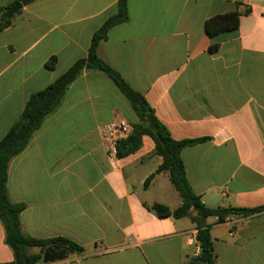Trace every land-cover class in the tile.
<instances>
[{
  "label": "crops",
  "instance_id": "1",
  "mask_svg": "<svg viewBox=\"0 0 264 264\" xmlns=\"http://www.w3.org/2000/svg\"><path fill=\"white\" fill-rule=\"evenodd\" d=\"M118 1L36 0L12 17L0 33V140L33 94L87 57ZM19 2L0 0V18ZM128 7V23L110 30L99 58L145 97L173 139L209 138L182 152L208 208L264 206V0H129ZM233 11L241 13L237 30L207 34V20ZM119 117L138 123L110 78L85 71L11 161L8 194L26 205L22 231L84 248L42 264H193L201 256L187 244L197 238L189 218H159L151 209L182 205L167 173L144 187L162 164L152 138L132 155L110 156L102 130ZM207 224L217 264H264V212ZM13 260L0 221V263Z\"/></svg>",
  "mask_w": 264,
  "mask_h": 264
},
{
  "label": "trees",
  "instance_id": "2",
  "mask_svg": "<svg viewBox=\"0 0 264 264\" xmlns=\"http://www.w3.org/2000/svg\"><path fill=\"white\" fill-rule=\"evenodd\" d=\"M36 0H21L24 6ZM129 0H119L117 13L109 18L94 34L86 58L75 62L62 76L44 90L33 94L26 103L20 118L14 123L6 136L0 140V221L5 230V242L13 251L14 260L0 264H42L54 263L66 259L70 254L83 253L84 248L77 243L62 237L39 239L25 234L21 228L20 216L26 209L24 203H13L8 194L9 165L11 161L23 153L29 146L34 134L43 126L44 122L61 106L70 87L85 71H99L110 78L131 106L138 118L133 124L132 133L117 146V158H125L136 153L142 146L144 136L152 138L155 144V154L162 158V164L157 171L146 181L147 188L156 175L167 173L171 184L179 193L182 205L171 210L162 204H154L152 210L159 218H173L180 220L189 218L197 229V243L201 252L210 254L209 261L204 264H217L214 242L210 233L207 219L217 217L223 222L229 216H250L264 212V206L254 209L238 208H208L201 197L194 193L187 175L182 152L191 146L203 143L209 138L196 140H175L168 128L159 121L154 110L145 97L136 92L110 65L98 56L100 43L107 39V35L114 27L128 23ZM9 8H4L0 18V33L7 29L12 18L6 17ZM241 13L233 11L217 15L207 20L205 29L209 36L224 32L235 31L240 25ZM218 45L211 46V50L218 49ZM57 63L53 57L47 63L48 69H54ZM151 120L153 128L148 123ZM31 248H38V254H31ZM196 258L193 264L199 263Z\"/></svg>",
  "mask_w": 264,
  "mask_h": 264
},
{
  "label": "built area",
  "instance_id": "3",
  "mask_svg": "<svg viewBox=\"0 0 264 264\" xmlns=\"http://www.w3.org/2000/svg\"><path fill=\"white\" fill-rule=\"evenodd\" d=\"M132 130V124L123 117L114 119L103 128V139L112 158L117 159L118 143L127 139L132 133ZM187 244L190 246H196L198 255L200 256V254H202L195 236H187Z\"/></svg>",
  "mask_w": 264,
  "mask_h": 264
},
{
  "label": "water",
  "instance_id": "4",
  "mask_svg": "<svg viewBox=\"0 0 264 264\" xmlns=\"http://www.w3.org/2000/svg\"><path fill=\"white\" fill-rule=\"evenodd\" d=\"M23 4L22 3H17L15 5H13L6 14V17L8 19H11L20 9H22ZM149 126L152 129L153 128V123L151 120H148ZM210 258V254L207 252H203L199 258V263L204 264L207 263L209 261Z\"/></svg>",
  "mask_w": 264,
  "mask_h": 264
}]
</instances>
